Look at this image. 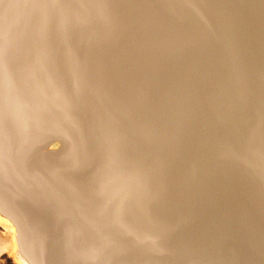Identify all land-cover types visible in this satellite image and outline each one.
Instances as JSON below:
<instances>
[{
	"label": "water",
	"instance_id": "1",
	"mask_svg": "<svg viewBox=\"0 0 264 264\" xmlns=\"http://www.w3.org/2000/svg\"><path fill=\"white\" fill-rule=\"evenodd\" d=\"M0 215L28 264H264V0H0Z\"/></svg>",
	"mask_w": 264,
	"mask_h": 264
},
{
	"label": "bare ground",
	"instance_id": "2",
	"mask_svg": "<svg viewBox=\"0 0 264 264\" xmlns=\"http://www.w3.org/2000/svg\"><path fill=\"white\" fill-rule=\"evenodd\" d=\"M0 263L3 262L1 256H8L14 264H28L26 259L19 252L16 241L15 231L12 225L0 215Z\"/></svg>",
	"mask_w": 264,
	"mask_h": 264
},
{
	"label": "rangeland",
	"instance_id": "3",
	"mask_svg": "<svg viewBox=\"0 0 264 264\" xmlns=\"http://www.w3.org/2000/svg\"><path fill=\"white\" fill-rule=\"evenodd\" d=\"M0 232H2L1 229ZM1 258L3 262H1L0 264H14L13 261L6 255L1 256Z\"/></svg>",
	"mask_w": 264,
	"mask_h": 264
}]
</instances>
